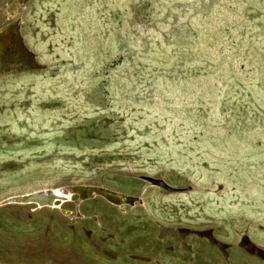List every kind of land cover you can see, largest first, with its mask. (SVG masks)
I'll list each match as a JSON object with an SVG mask.
<instances>
[{"label": "rangeland", "instance_id": "374dc122", "mask_svg": "<svg viewBox=\"0 0 264 264\" xmlns=\"http://www.w3.org/2000/svg\"><path fill=\"white\" fill-rule=\"evenodd\" d=\"M76 185L141 202L1 206V263L264 264V0H0V202Z\"/></svg>", "mask_w": 264, "mask_h": 264}, {"label": "bare ground", "instance_id": "6f19581e", "mask_svg": "<svg viewBox=\"0 0 264 264\" xmlns=\"http://www.w3.org/2000/svg\"><path fill=\"white\" fill-rule=\"evenodd\" d=\"M79 193L81 197H85L86 199L83 200V202L96 198V197H107L109 200H112L115 203H125L129 202L127 200V196L106 189L104 187L94 186V185H80L75 187H55V188H45L40 190H35L31 192L22 193L19 195H13L10 196L0 202V205L3 203H8L12 201H18L19 203H22L24 205L26 204H36L39 208H60L62 209V205L72 202L75 208V214L81 215L80 206L83 202H81V199L78 197L74 200L73 193ZM89 193H93L96 195V197L87 198L86 196ZM20 196V197H17ZM138 202H141L140 198H136ZM66 211V210H64ZM68 212V211H67ZM72 212V211H71ZM69 213V212H68ZM70 215V214H69ZM0 264H4L1 263Z\"/></svg>", "mask_w": 264, "mask_h": 264}, {"label": "water", "instance_id": "95a60500", "mask_svg": "<svg viewBox=\"0 0 264 264\" xmlns=\"http://www.w3.org/2000/svg\"><path fill=\"white\" fill-rule=\"evenodd\" d=\"M76 186H80V185H76ZM165 187H167L166 185H164ZM70 187H75V186H70ZM17 195H19V194H17ZM15 196V195H14ZM73 196H77V197H79L80 199H81V202H83V200H85L86 198L85 197H81V195L79 194V193H76V192H74L73 193ZM17 197H20V196H17ZM87 198H92V197H96V195L95 194H93V193H89L87 196H86ZM104 198V197H103ZM127 200L130 202V203H132V204H134V202H136V201H138L136 198H127ZM5 205H24V204H22V203H19L18 201H12V202H8V203H3L2 205H0V207L1 206H5Z\"/></svg>", "mask_w": 264, "mask_h": 264}]
</instances>
